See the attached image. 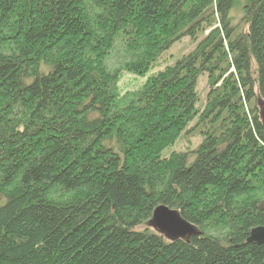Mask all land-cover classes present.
<instances>
[{
  "label": "trees",
  "instance_id": "obj_1",
  "mask_svg": "<svg viewBox=\"0 0 264 264\" xmlns=\"http://www.w3.org/2000/svg\"><path fill=\"white\" fill-rule=\"evenodd\" d=\"M263 201L264 0H0V264H264Z\"/></svg>",
  "mask_w": 264,
  "mask_h": 264
},
{
  "label": "water",
  "instance_id": "obj_2",
  "mask_svg": "<svg viewBox=\"0 0 264 264\" xmlns=\"http://www.w3.org/2000/svg\"><path fill=\"white\" fill-rule=\"evenodd\" d=\"M149 225L171 241L177 239L189 240L193 236L200 235L196 226L185 220L180 211L166 205H159L155 208ZM247 241L264 244V226L253 228Z\"/></svg>",
  "mask_w": 264,
  "mask_h": 264
},
{
  "label": "rangeland",
  "instance_id": "obj_3",
  "mask_svg": "<svg viewBox=\"0 0 264 264\" xmlns=\"http://www.w3.org/2000/svg\"><path fill=\"white\" fill-rule=\"evenodd\" d=\"M233 15L235 17V23H238L239 19L242 17L241 11L239 9H237L233 13ZM194 47H195V45L193 44V42L189 38H185L182 41L176 43L172 47V49L165 54V56L163 57V62H161L160 66L157 67L154 72L162 69L163 67H165L166 65H169L170 63H173V61L175 59L181 57L182 55H184V54H186L188 52H190L191 50H193ZM121 78L122 79H121V82H120V86H121L123 91H127V90H132L134 88H138L144 82L143 81L144 79L139 78V77L133 75L132 73H123ZM197 90H198V95L200 97L199 106L203 107L205 102H206L207 94L209 92V85H208L207 75H203L200 78V80L198 82ZM199 143H200V139L199 138H192L190 144H188V141L186 139H182L179 142L178 146L175 145L171 149V152L174 151L175 149L185 150L188 147L189 148H195ZM168 150H170V149H168Z\"/></svg>",
  "mask_w": 264,
  "mask_h": 264
}]
</instances>
